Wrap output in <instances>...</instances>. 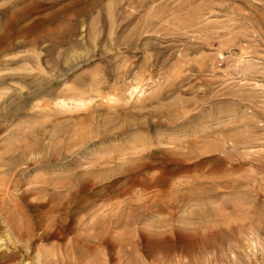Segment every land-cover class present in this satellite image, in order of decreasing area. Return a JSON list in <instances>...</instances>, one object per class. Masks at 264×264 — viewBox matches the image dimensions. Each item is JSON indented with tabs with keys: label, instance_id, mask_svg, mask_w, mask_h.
I'll return each instance as SVG.
<instances>
[{
	"label": "rangeland",
	"instance_id": "1",
	"mask_svg": "<svg viewBox=\"0 0 264 264\" xmlns=\"http://www.w3.org/2000/svg\"><path fill=\"white\" fill-rule=\"evenodd\" d=\"M0 264H264V0H0Z\"/></svg>",
	"mask_w": 264,
	"mask_h": 264
}]
</instances>
